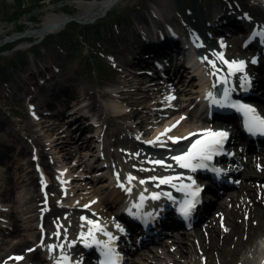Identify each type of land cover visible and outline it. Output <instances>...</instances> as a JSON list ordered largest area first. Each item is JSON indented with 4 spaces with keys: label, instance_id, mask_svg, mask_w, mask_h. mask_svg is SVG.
Returning <instances> with one entry per match:
<instances>
[{
    "label": "bare ground",
    "instance_id": "obj_1",
    "mask_svg": "<svg viewBox=\"0 0 264 264\" xmlns=\"http://www.w3.org/2000/svg\"><path fill=\"white\" fill-rule=\"evenodd\" d=\"M118 1L103 0L100 2V4H97L95 8H92L91 11L85 13L82 16V19H88L107 10H110L115 6V4L118 3ZM260 5L264 6L263 2H260ZM159 7L161 6L159 5ZM235 7L236 10L234 11V15L240 16L242 14V8L236 4ZM198 10L199 8H197L196 6H193L191 8V11L193 12ZM201 12H203V10ZM162 15L167 19L169 18L167 17V12H163ZM257 17V15L254 16L252 20L253 25H257L255 21ZM141 19V24L147 25V32L152 33V35L154 36L155 34L153 30L148 27V17H141ZM64 21L65 19L62 17H58L53 20L48 19L46 22H44L42 28L32 31L31 36L38 38L56 33L60 29H62L60 28V25ZM187 23L188 26L195 27L192 19H189ZM243 33V35L236 38L232 35L233 37L231 39L234 38V41L237 42V48H239V43L246 42L251 38V31H244ZM204 38L205 40L200 44L201 47L204 48V52L208 53V56L210 58L216 57L217 54H222L224 59L229 62L237 61V59L229 57L227 54H225V52L219 51L216 40L210 39L206 34ZM217 60L218 62L221 61L220 59H218V57ZM244 62L245 69L249 71V75H247V78L250 81V84H254V81L256 80H252L254 78L253 76L257 75L264 69V64L260 67H255L253 63H247L246 61ZM223 66H225V64L222 62V68ZM43 70L45 71L47 69L44 68ZM122 73L123 80L121 83L123 84V86L128 87V89L113 88L109 91L100 92L101 98L105 99L108 105H101L99 100L97 99L96 94H87L88 96H86L85 98L80 95H75L73 102L75 104V108L78 109L74 112V114L72 112L73 116L69 114L71 118L67 119L68 123L58 122L56 120L47 121L45 119V116L57 117L55 113L49 111L50 109H54V101H58L60 99V94L66 95V93H69L65 91L66 88L58 87L54 88L52 95H50L43 102L44 105L34 111L36 115L39 114L41 116L39 118H36L35 120L31 119L30 122H39L38 124L42 127V129H47L48 131L55 132L57 133L55 134L57 136L64 134L63 138L71 140L72 144H76L78 140L80 141V139H84L86 133H90V131H92V128L90 126H87L84 122L85 119L88 120L85 113L92 112L96 114L100 118V122L103 125L102 127L105 126L104 128L106 133L102 135V130H100V128L98 135H95V137L92 136L91 139H85V141H83V144L94 151L96 149V140L103 139V146L105 147V149L102 150V153H107V158L110 159L111 162L112 160L113 162L119 161L120 157L118 155L119 152H113L112 148L117 145L125 148L126 153H128V162L129 164H133L131 171L126 166H124L122 162L115 165V168L112 166V168H110L113 176L116 177V179L112 181L114 192L111 197L116 198V202L125 204L126 200L130 197L126 194V191L124 189H120V184H123L125 186L126 184L124 179H127L129 175L135 177V179L131 181L130 185H137L138 176L147 178L148 180H150V177L153 176L157 177V179L161 178V176L157 175L159 171L158 167L150 163L149 159L153 157H164V155H166V148L162 149V146L160 144H148L146 143V141H154L158 136H160L161 141L165 142V140H169V136L181 138L187 137L190 133H197L198 135H195L196 137L190 140L183 139V141L179 140L178 143H172V141L170 140L173 146L184 147L188 145L189 147L192 141L200 139L202 136H200V129H198L200 127L191 122V120L197 119L198 123H203L206 127L208 126L209 128H216L220 126V123H212L207 118V116L200 111L189 108V105H191L194 102V99H197V97H199L200 100L203 101L204 98L207 97V94L209 92L216 94L219 91V87L216 85V87L214 88L212 83L208 79H193L190 81H185L184 78H186L185 74L187 72H184L183 70H180V72L178 73L180 76L179 79H177L178 81L171 83H168L166 81H152L143 74H131L130 72H128V70H123ZM189 74L191 75V73ZM226 74L228 75V72ZM227 75H224V77H226ZM242 75L243 74L238 73L235 76L228 77L229 83L225 86L235 89L231 94L235 93L236 91V86L233 83L241 81L239 77ZM220 81L218 83L219 85H221ZM37 85L40 86L39 83H37ZM172 90L173 92H171ZM174 93L177 95V97L176 101L172 102V99L170 98H172V95ZM71 94H73V92H71ZM86 102H88L90 106L81 108L82 104ZM66 116H68L67 111L63 113L62 117L64 118ZM182 117L183 119H181ZM169 123H171L172 126L175 125V127L171 128V126V131L166 135L161 136L160 134L163 133L165 129H168L167 126ZM211 123L212 126H210ZM113 128H116V130ZM138 130L139 132H144L148 135H151L152 132L153 134L150 136V138L146 139L142 143L139 140L130 138L132 136L131 133H135ZM77 131H81V134L79 136H77ZM113 131L116 132L113 133ZM59 141V138L53 139L49 143L51 145V149L63 151L72 146L68 143H64V141ZM35 146H39L43 149L42 157H45L46 155L44 149L46 148L40 138H37ZM139 149L142 150L139 151ZM73 152H75L79 157V161H77L75 167L77 165L83 164L87 171L92 169L88 164H86L87 158L80 154V146L77 145L74 151L68 150L67 154L72 155ZM137 153L139 155H136ZM57 163L58 161H54L53 164ZM49 167L50 166L47 164L48 170ZM241 167L242 168L237 172V175L242 181L241 190L237 191L236 193L230 191L229 193H227V197L230 198L228 203L220 201L217 204L216 214H219V217L223 216V219L221 221L219 219L216 220L214 215L212 219L206 223H193L192 225H190L191 232L184 234L176 233V235L172 237L173 239L171 242H169V244H163L160 241L159 244H162L161 246H165L162 248V250H157V252H155V249L150 254H148L146 251H139L140 249H135L131 252V254L133 255L132 264H144L145 262L151 264H167V262L169 261H173V264H191L188 261L189 258L194 254L199 253L204 254L203 258H206L205 264H207V262H209L210 264L213 258H220L222 256L228 257L229 261H231L234 258L239 257L243 249H246V252L244 251V253H242V256L236 264H264V174L259 173V168H264V147L260 148L259 150L253 151V153H251L250 155H247L246 159L242 161ZM207 168L201 169L206 170ZM61 169L63 171L66 170V174H60L61 185L64 186L72 184L68 182L71 179L72 171H68L66 167H62ZM182 171H185V173H183ZM187 171L188 169H184L177 173L178 175L185 174V176L187 177L185 178L187 182L173 180L171 184H163V186H161V190H157L158 193H164L161 198L163 204L171 205L172 203V200L169 199L166 194L171 192L174 196H179L180 193H184L179 189L182 184L188 185L191 182V180L188 179L189 175ZM117 174H119V180L117 179ZM178 175L169 176L175 177ZM105 179H107V177H102L100 178L99 182H102ZM26 180L27 177H24L25 182ZM99 182L93 180L89 182V186L86 187V184L84 186H81L80 188H83L87 192L85 194V197H83L82 199H76L79 202H82L83 205H89L90 202L87 200L89 199L88 196H91L90 194H96L99 192L103 193L108 189L105 186H98L97 183ZM37 184L38 180H35V178H32L30 180L29 185L32 189H36V192H38L39 187ZM172 184H175L176 186L173 187ZM19 189L20 187L18 186V183H13V186H11L9 190H7V193H19ZM50 190L52 193L58 192L57 185L52 183V185H50ZM231 190H233V188ZM69 192L72 193V191L63 188L64 194ZM141 193L142 192H140V194ZM150 197H145L143 203L144 207L155 204L151 201ZM49 199L52 200L53 198L49 197ZM23 200V197L17 198L18 204H22ZM133 200L135 204H137V202H140L139 197H134ZM32 201L33 203H35V198ZM31 203V201H27L26 203H24V207H28ZM157 203L159 204L160 202L158 201ZM112 205V202H109L106 199H101L99 204L91 205V211L89 210L90 215L87 216H85L86 213L82 212L81 210L79 211L78 207L66 208L64 210L62 209L58 212L56 211L59 214H51L46 221V229H49V237L47 238V240H50L48 241V248L47 250H45L46 258L48 259L43 260L38 256L37 249L29 253L26 252L29 245L34 244L38 236L36 232L31 233L35 230V227L30 223L38 222L41 220V208H38L36 211H34V213H32L31 210L28 213L24 212L25 216L32 214L33 217L29 216L28 219H26L28 220L26 221L27 225L25 227L21 226L23 227V230L22 228H20V226H17L14 230L9 232L11 239H6L5 237L0 242V264H5L9 262L10 258H13V256L20 255L22 253H24V258L18 260L17 262H14L12 260L10 261V264H57V260H60L64 256H67L69 258V264H74L72 262V258L75 260V262H77L76 264H95V260L100 258L103 252L102 249L95 245L92 241V243H90L88 238L91 237H87V241H85V239H82V234L87 236V234L91 230L92 234L98 240L99 235L97 234V231H95L93 225L87 222L89 220L93 221L95 224H98L103 230H108L109 233L116 237L115 241L112 242V247L114 248V250L116 247H119L122 254L123 248L122 246L120 247L121 239L128 240L130 233H128V231H124V228L120 229L113 227V225L107 219L106 210L110 209ZM64 213H69L70 217L63 216ZM34 214L39 216H35ZM82 217L85 219H82ZM98 217H100V219H98ZM23 231L26 233L23 234ZM54 232L56 234L55 239L54 242L50 244V235H52ZM60 234L63 235L61 240H59ZM69 235L71 237H69L70 239L69 241H67V237ZM118 237L120 238L119 242ZM189 237H192L194 239L192 245H188L187 239ZM72 242H75V244ZM86 242L88 244H94V247L92 248L95 249V256L97 259L95 258V260H92L91 258L87 257L82 261L78 256L79 251L82 252V250L86 249ZM38 243H40V241ZM173 247V250L168 251V248L170 249ZM50 248L52 250H48ZM67 248L70 249L68 250Z\"/></svg>",
    "mask_w": 264,
    "mask_h": 264
},
{
    "label": "rangeland",
    "instance_id": "obj_2",
    "mask_svg": "<svg viewBox=\"0 0 264 264\" xmlns=\"http://www.w3.org/2000/svg\"><path fill=\"white\" fill-rule=\"evenodd\" d=\"M15 1L6 0L5 5L3 4L4 11H2V18L0 19V68H8L6 67L7 63L16 57H20L21 54H27L32 68L38 69L39 63H37V60H39L42 62L41 66H51V71H49L51 74L41 78V80L45 81L46 87L36 85L35 81H30L27 84L24 76L28 75V73L24 71V66H21L13 75L0 82V241L5 237L6 239H11L8 232H11L17 226H20L23 230L21 226L25 227L27 225L26 221L28 220L26 219L29 216L33 217L32 214L25 216L24 212L28 213L31 210L34 213L38 208H41V220L30 223L35 227V230L30 232H36L38 235L36 240H38L42 232L38 229L41 225L40 223L43 220V226L46 224V216L56 212V208L59 206L57 204L62 203L65 207L76 206L78 205L76 198L85 197L87 191L77 190L74 188V185L79 187V185L84 186L86 184L87 187L90 185L89 182L93 180L99 182L101 177H110L111 175L109 169L102 167L104 162L99 160L98 151L101 145L99 140L95 143L96 151L91 150V148L83 144L85 139L92 138L91 132L86 133L84 139H80L76 144H72L71 140L63 138L64 134L57 136L55 132L42 129L38 124L39 122H30L31 119L35 120L41 116L39 114L37 116L34 111L44 105L43 102L52 95L54 88H66L65 91L70 93V97L69 93H66V95L61 94L63 98L59 104V108L54 110L57 117L45 116L47 121L56 120L68 123L67 119L71 118L69 114L73 116L75 111V104L73 102L75 95L85 98L88 96L87 94H96L101 105H108L106 100L101 98L100 92L120 87V83L123 80L117 69H114L113 62L109 60L115 56L120 57L119 51L121 49L129 51L131 45L126 43L130 38L134 39L131 36V31L135 27L143 25L141 24V17L150 18V12H167V17H171L174 14L184 16L187 14V10L193 6L209 9L210 7H219L222 3V0H120L106 15L103 13L99 14L103 15L101 18H98L100 16L96 15L88 19H82L85 13L91 11L92 8H95L103 0H65L62 2H56V0H35V2L21 0L23 5L25 4V8H21ZM235 1L243 2L244 5H253V3L258 2L256 0ZM20 10L26 13L20 14L13 20L9 19L13 13L17 11L21 12ZM58 17L79 20L76 31L70 32L65 37L67 40L63 39L58 44L62 50L57 46L44 49H39L38 47L32 48V45L40 43L42 38H35L34 36L22 37L42 28L44 22L48 19L53 20ZM88 21H92L93 23L90 26L84 24ZM63 26H61L62 29L52 36H57L58 33L63 31L66 27ZM56 39L55 37L54 41ZM235 45L233 42L230 56L234 55L235 57L236 55L234 50ZM130 54L133 55V51ZM32 68H29V70H32ZM19 71L21 72L18 73ZM65 111L68 112V116L63 118L62 115ZM84 122L87 126H90L89 120L85 119ZM191 122H195V120H191ZM113 129L116 130V128ZM115 132L113 131V133ZM80 134L81 131H77V136ZM37 138H40L45 145V157H42L43 149L35 146ZM56 138L72 146L63 151L51 149L49 143ZM77 145L80 146V154L87 158L86 164L92 167V170L87 171L83 164L75 167V163L79 161L78 155L75 152L72 155L67 154L68 150L74 151ZM117 150L124 151L121 146H114L112 148L113 152ZM119 159L122 163L126 160V158L121 156ZM54 161H58V164L54 165ZM162 161L168 162V160ZM47 164L50 166L49 170L47 169ZM65 165L68 170L72 171V178L76 179L73 185L66 186L70 187L69 191H74L73 193H69L68 196L70 197L68 198L63 192H60L59 183L57 182L61 167ZM109 165L111 164L108 163L107 166ZM99 167L100 169H98ZM259 173L264 174V168H259ZM24 177H27L26 182L24 181ZM28 178L30 180L32 178L38 180V192H36V189L31 188ZM16 182L20 187L19 193L8 194L7 190ZM52 183L58 185V192H51L48 186ZM97 185L105 186L108 189L103 193L90 194L91 196H88L89 199L87 201L97 204L101 199H106L109 202L116 200V198L111 197L113 191L110 188L109 179L103 180L97 183ZM240 190L241 187L233 192L236 193ZM49 196H54L56 200V207L51 209V211H48L49 207L47 205V197ZM19 197L24 198L22 204H18L17 202V198ZM34 198L35 203L32 201ZM228 200L227 196L223 199L226 203H228ZM27 201H31L32 203L28 207H24V203ZM1 209H4L5 212H2ZM89 209L91 210V207ZM113 209L112 206L109 212L113 211ZM44 212L47 213L45 216H42ZM85 212H89V210ZM204 213H207V211H204ZM22 233L26 232L23 231ZM172 239L171 237L166 238L164 244H169ZM187 240L188 245H192L194 242L192 237H189ZM161 245L153 246V248L145 251L150 254L156 249L155 252H157V250H162L165 246ZM31 246L33 244L29 245V247ZM173 249L174 247L168 248V251ZM244 251L246 252V249H243L241 255L231 261H229L228 257L222 256L220 258H213L210 264H236ZM203 255V253L194 254L188 261L191 264H205L206 258H203ZM16 259L17 256L15 255L14 260ZM172 262L169 261L167 264H173ZM144 264L151 263L145 262Z\"/></svg>",
    "mask_w": 264,
    "mask_h": 264
},
{
    "label": "snow or ice",
    "instance_id": "obj_3",
    "mask_svg": "<svg viewBox=\"0 0 264 264\" xmlns=\"http://www.w3.org/2000/svg\"><path fill=\"white\" fill-rule=\"evenodd\" d=\"M218 59H220L225 65L228 66V75L221 79L220 83L227 85L229 83L228 77L235 76L238 73H244L245 71V62L244 61H227L224 59L222 54H217ZM206 59V58H205ZM255 62V61H253ZM208 63L211 65L212 71H210V75H214L216 72L219 71L217 69L216 64L213 61H208ZM239 79L242 81L240 84L241 88H247L250 85V81L248 80L246 75H242L239 77ZM213 87L215 88L216 85L214 84ZM235 89L224 87L223 92L221 94V97L217 99L215 96H213L212 92H209L207 94L208 99L210 100V103L212 105L219 106L221 108L228 107L233 108L237 112L241 113L244 117V126L246 130L253 135H261L264 136V118H262L255 108H253L250 105L240 103L238 101H233L231 99V93ZM174 99V97L170 98ZM183 119V117L181 118ZM175 127V125H173ZM171 131V128L165 129L163 133H161V136L166 135L168 132ZM190 136L198 135L197 133H190ZM228 133L225 131H213L211 129H205L203 130L202 136L200 139H196L192 141L189 145V147L180 153L179 155L172 156L171 159L176 161L179 167L184 169H189L190 171L195 172L198 168H207L208 164L207 162L210 161L214 155H217L223 148L224 141L227 139ZM189 137H171L169 136L168 139L172 141V143H178L180 139H188ZM139 139V137H137ZM148 144H160L163 146V141H161L160 136L156 138V140L152 141H146ZM136 155H139L138 153ZM154 164L160 165V166H166L171 167V165H165L164 161L162 160H154L151 161ZM117 179L119 180V174H117ZM129 183H131L132 180L135 179V177H132L129 175L127 177ZM151 180H157V177L153 176L150 177ZM174 179H181V177H161L159 178V184H171ZM189 180H191V177H188ZM140 184L146 183L145 180H140ZM159 184L157 186H159ZM173 187H175V184H172ZM120 187L124 188L126 192H131V187H125L123 184H120ZM180 191L184 192L188 199L184 201L183 206L181 207L182 214L187 217L190 215L191 210L195 207V204L198 202L197 197L200 192V188L198 186H195V182L193 181L191 185H184L182 184L180 186ZM169 199H172V196L170 193L166 194ZM152 200H158L160 198L159 193H152L151 197ZM145 200V196L143 193L139 196V203L134 204L133 207L136 209H139L143 206ZM85 207H88V205H85ZM82 219H85L82 217ZM89 224H92L95 231L103 232V234L108 238L107 242H103L100 240H97L95 236L92 234V231L85 236L82 234V239H85L87 241V237L92 238V242L100 247L102 249L103 255L105 259L101 261V264H118L120 257L117 253H115L114 248L112 247V242L115 241L116 237H114L111 233L104 231L98 224H95L93 221L89 220L87 221ZM119 228V226H117ZM86 247H91V244L85 243ZM50 250H52L50 248ZM17 259H21L20 257H17ZM57 264H69V258L67 256L62 257L60 260H57Z\"/></svg>",
    "mask_w": 264,
    "mask_h": 264
},
{
    "label": "trees",
    "instance_id": "obj_4",
    "mask_svg": "<svg viewBox=\"0 0 264 264\" xmlns=\"http://www.w3.org/2000/svg\"><path fill=\"white\" fill-rule=\"evenodd\" d=\"M4 1V0H3ZM2 0H0V19L2 18L1 17V13H2V11H4V9H3V2ZM21 8H25V6L23 5V3L21 2V0H16L15 1ZM26 10V9H25ZM24 10V11H25ZM21 11V10H20ZM22 13H26V12H23V11H21V12H19V11H17V12H15V13H13V15H12V17L11 18H9L10 20H13L14 18H17L20 14H22ZM73 25L74 24H76V23H72ZM72 26V25H71ZM72 30H75V28L74 27H72ZM67 33H69L68 32V30H66L65 32H63L61 35H64V34H67ZM44 43H51L50 42V40H46ZM25 62V56L23 55V56H21L20 58H19V60H18V63H24ZM9 66L11 67V68H16V67H18V64H17V62H15V61H12L10 64H9ZM7 69L6 68H0V76H5L6 75V73H7Z\"/></svg>",
    "mask_w": 264,
    "mask_h": 264
}]
</instances>
